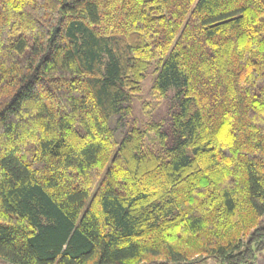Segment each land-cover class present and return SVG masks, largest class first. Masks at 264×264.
Wrapping results in <instances>:
<instances>
[{"label":"trees","instance_id":"obj_1","mask_svg":"<svg viewBox=\"0 0 264 264\" xmlns=\"http://www.w3.org/2000/svg\"><path fill=\"white\" fill-rule=\"evenodd\" d=\"M154 63L161 121L129 113ZM264 251V0H0V259L251 264Z\"/></svg>","mask_w":264,"mask_h":264},{"label":"rangeland","instance_id":"obj_2","mask_svg":"<svg viewBox=\"0 0 264 264\" xmlns=\"http://www.w3.org/2000/svg\"><path fill=\"white\" fill-rule=\"evenodd\" d=\"M154 66L155 64L152 63L146 70L139 93L130 97L128 101L129 113L125 114L119 124L114 121L118 115L113 118L112 125L119 137H122L132 124L142 127L150 122L161 121L162 128L168 136L167 142L171 141V113L176 109V103L173 99V91L168 92L165 98L158 101L151 95L150 87L154 77ZM257 261H264V251L259 254ZM0 264L12 263L0 259Z\"/></svg>","mask_w":264,"mask_h":264},{"label":"built area","instance_id":"obj_3","mask_svg":"<svg viewBox=\"0 0 264 264\" xmlns=\"http://www.w3.org/2000/svg\"><path fill=\"white\" fill-rule=\"evenodd\" d=\"M251 264H264V261H255V262H253V263H251Z\"/></svg>","mask_w":264,"mask_h":264}]
</instances>
